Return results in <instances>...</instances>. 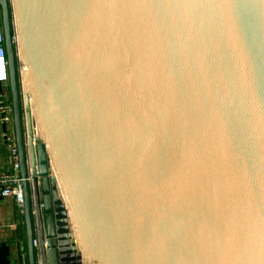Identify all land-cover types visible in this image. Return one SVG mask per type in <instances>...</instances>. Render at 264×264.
Returning a JSON list of instances; mask_svg holds the SVG:
<instances>
[{"label": "water", "instance_id": "95a60500", "mask_svg": "<svg viewBox=\"0 0 264 264\" xmlns=\"http://www.w3.org/2000/svg\"><path fill=\"white\" fill-rule=\"evenodd\" d=\"M0 10L29 264H264V0Z\"/></svg>", "mask_w": 264, "mask_h": 264}, {"label": "crops", "instance_id": "0c3cea01", "mask_svg": "<svg viewBox=\"0 0 264 264\" xmlns=\"http://www.w3.org/2000/svg\"><path fill=\"white\" fill-rule=\"evenodd\" d=\"M0 94L11 101L9 83L0 84ZM9 139L15 141L14 125L0 118V177L14 174ZM0 264H29L24 209L14 198L0 199Z\"/></svg>", "mask_w": 264, "mask_h": 264}, {"label": "built area", "instance_id": "2783aa9c", "mask_svg": "<svg viewBox=\"0 0 264 264\" xmlns=\"http://www.w3.org/2000/svg\"><path fill=\"white\" fill-rule=\"evenodd\" d=\"M9 83V65L6 51V40L5 32L3 27L2 13L0 10V84ZM0 118L2 124H13V109L11 101H8L6 97L0 94ZM9 147L12 148L14 156V174L12 176H2L0 177V199L14 198L17 205L23 209L24 206V195L22 189V180L20 177V166L19 159L16 149V141L12 142L9 139ZM29 162V159H28ZM31 172V170H30ZM29 182H32L31 174ZM34 247L37 251V256L39 259V264H41V254H40V242L38 234L34 241Z\"/></svg>", "mask_w": 264, "mask_h": 264}, {"label": "bare ground", "instance_id": "6f19581e", "mask_svg": "<svg viewBox=\"0 0 264 264\" xmlns=\"http://www.w3.org/2000/svg\"><path fill=\"white\" fill-rule=\"evenodd\" d=\"M24 68H23V66H21V70H23ZM30 100H31V98H30ZM29 100V102H30V104H31V101ZM33 109V108H32ZM32 113H33V111H32ZM33 116V115H32ZM32 131H33V137H34V142H35V140L37 139V138H41L42 137V131L40 130V128H39V126H38V124H36L35 122H34V117H32ZM35 125L37 126V128L35 127Z\"/></svg>", "mask_w": 264, "mask_h": 264}, {"label": "rangeland", "instance_id": "374dc122", "mask_svg": "<svg viewBox=\"0 0 264 264\" xmlns=\"http://www.w3.org/2000/svg\"><path fill=\"white\" fill-rule=\"evenodd\" d=\"M35 127L37 128V126L35 125Z\"/></svg>", "mask_w": 264, "mask_h": 264}]
</instances>
